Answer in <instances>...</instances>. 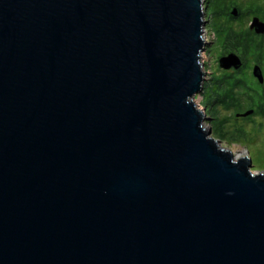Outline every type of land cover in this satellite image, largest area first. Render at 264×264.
<instances>
[{"label": "water", "instance_id": "95a60500", "mask_svg": "<svg viewBox=\"0 0 264 264\" xmlns=\"http://www.w3.org/2000/svg\"><path fill=\"white\" fill-rule=\"evenodd\" d=\"M204 2L0 0V264H264V173L192 100Z\"/></svg>", "mask_w": 264, "mask_h": 264}, {"label": "rangeland", "instance_id": "374dc122", "mask_svg": "<svg viewBox=\"0 0 264 264\" xmlns=\"http://www.w3.org/2000/svg\"><path fill=\"white\" fill-rule=\"evenodd\" d=\"M216 2L217 10L215 11L218 12L217 15L207 18L205 17L207 20L204 31L206 37L205 40L207 42L206 47L209 45V42L214 40L216 37L214 34V30L212 29L213 24L217 27H232L234 30L239 31L248 28L253 17H258L262 22H264V15L261 17L253 13L254 9L257 6L264 10V0H216ZM233 8H237L239 11L237 17L230 16V11ZM206 47L203 51V54L201 55V59L207 72L204 83L208 84L209 82H212L209 78L210 72H216L217 76H220L224 71L227 72V70L221 69L217 64V60L215 57L218 52L221 51L224 55H226L230 52L235 51L229 50V47L227 45H218V43L214 46L212 53H209L206 50ZM262 50L263 53H261L262 60L260 61V64L264 69V42ZM252 66L253 63H251L245 70L248 76H251L253 68ZM208 94L209 90H206L205 88L202 89L200 93L195 94L192 99L193 102L198 105V108L204 109L205 111H207V108L204 104V100ZM239 97L242 103L241 109L224 110L222 108H219L218 114L220 118L228 119L226 129L228 130L229 134L233 129L240 127L244 129V131L246 132V136L244 137V139L236 142L231 141L229 138H227L226 140H220L219 144L221 147L230 150L234 156H248L251 159L252 171L255 173H264V118L253 116L251 119H249V116H242V114L248 109L246 108V105L244 103L245 100L242 99V95H239ZM207 117L208 119L204 122V124L206 127L211 128V116L207 115ZM211 136L218 139L213 135V133H211Z\"/></svg>", "mask_w": 264, "mask_h": 264}, {"label": "trees", "instance_id": "16d2710c", "mask_svg": "<svg viewBox=\"0 0 264 264\" xmlns=\"http://www.w3.org/2000/svg\"><path fill=\"white\" fill-rule=\"evenodd\" d=\"M204 2L206 18L217 15V2L216 0H205ZM232 4V3H231ZM234 4V3H233ZM242 12V11H241ZM243 13V12H242ZM253 13L258 16L264 15V10L257 6ZM214 34L220 42V45H227L229 50L235 51L244 60L248 56H258L262 53V36L259 37L251 32L248 28L244 30H234L232 27H223L212 25ZM251 79L246 74L228 73L216 76L212 82L204 83L203 89L209 90V94L205 97L204 104L207 108L206 114L211 116L210 125L212 133L219 140H226L229 138L231 141L236 142L244 139L246 132L243 128H235L230 134L226 129L228 119L220 118L218 109H241L242 103L239 95L245 100V105L248 110H253V113L248 117L251 119L253 116L264 118V94L258 95L251 93ZM229 135V136H228Z\"/></svg>", "mask_w": 264, "mask_h": 264}, {"label": "flooded vegetation", "instance_id": "af4514ba", "mask_svg": "<svg viewBox=\"0 0 264 264\" xmlns=\"http://www.w3.org/2000/svg\"><path fill=\"white\" fill-rule=\"evenodd\" d=\"M249 29V28H248ZM250 30V29H249ZM251 32H253L254 33V31L253 30H250ZM255 34V33H254ZM257 35V34H256ZM216 36V35H215ZM258 37L260 36V35H257ZM262 36V46H263V42H264V36L263 35H261ZM260 38V37H259ZM218 43V45H220V43H219V41H218V39L215 37V39L214 40H212L211 42H209V45L206 47V50L209 52V53H212V51H213V48H214V46L216 45ZM262 53H263V50H262ZM224 54L221 52V51H219L218 52V54L216 55V60H217V64H218V59L221 57V56H223ZM239 55V54H238ZM240 56V55H239ZM262 58V56L261 55H258V56H248L247 57V59L246 60H244V59H242V62H243V65H242V67L240 68V69H237V70H234V69H229V70H227V72L228 73H237L238 75L239 74H242V72H244L245 70H246V68H248L249 67V65L251 64V63H253V66L254 65H259V67H260V69H261V73H262V77H263V82L262 83H259V81H258V79L256 78V77H254L253 75H252V73H251V76H249L250 77V79H251V82H252V84H251V93L254 95V94H256V95H258L257 94V92H260V94H262V92H263V94H264V69L261 67V64H260V61L262 60L261 59ZM252 66V67H253ZM224 72H226V71H224ZM224 72L222 73V74H224ZM221 74V75H222ZM217 76V74H216V72H210V74H209V78H210V80L211 81H213L214 80V78Z\"/></svg>", "mask_w": 264, "mask_h": 264}, {"label": "bare ground", "instance_id": "6f19581e", "mask_svg": "<svg viewBox=\"0 0 264 264\" xmlns=\"http://www.w3.org/2000/svg\"><path fill=\"white\" fill-rule=\"evenodd\" d=\"M198 106V105H197ZM242 155H237V156H234L235 158H237V157H241Z\"/></svg>", "mask_w": 264, "mask_h": 264}, {"label": "built area", "instance_id": "2783aa9c", "mask_svg": "<svg viewBox=\"0 0 264 264\" xmlns=\"http://www.w3.org/2000/svg\"><path fill=\"white\" fill-rule=\"evenodd\" d=\"M204 37H205V35H204ZM205 39H206V37H205ZM203 54V53H202Z\"/></svg>", "mask_w": 264, "mask_h": 264}, {"label": "clouds", "instance_id": "9594fccd", "mask_svg": "<svg viewBox=\"0 0 264 264\" xmlns=\"http://www.w3.org/2000/svg\"><path fill=\"white\" fill-rule=\"evenodd\" d=\"M205 69V68H204Z\"/></svg>", "mask_w": 264, "mask_h": 264}]
</instances>
